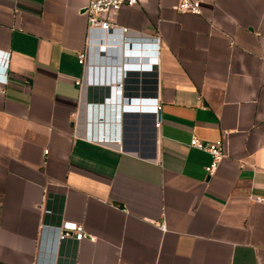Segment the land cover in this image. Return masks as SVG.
I'll return each mask as SVG.
<instances>
[{
    "label": "crops",
    "instance_id": "obj_1",
    "mask_svg": "<svg viewBox=\"0 0 264 264\" xmlns=\"http://www.w3.org/2000/svg\"><path fill=\"white\" fill-rule=\"evenodd\" d=\"M88 2L0 0V264H264V0L123 7L119 76L84 87ZM150 45L157 114L123 111L116 60ZM193 137L224 140L214 175Z\"/></svg>",
    "mask_w": 264,
    "mask_h": 264
},
{
    "label": "built area",
    "instance_id": "obj_2",
    "mask_svg": "<svg viewBox=\"0 0 264 264\" xmlns=\"http://www.w3.org/2000/svg\"><path fill=\"white\" fill-rule=\"evenodd\" d=\"M139 2L140 0H89L86 6L82 8L81 13L84 14L88 20L87 45L86 48L78 54L77 59L78 64L82 65L85 69V76L91 69L94 61L93 56L98 52V48H109L112 44L117 45L121 43V37L124 30L121 27L117 26L114 22H112L110 20V17H115L123 7H132L137 5ZM202 2L203 0H176L175 8L181 14L200 16L202 14ZM125 45L127 47V44ZM149 47L152 49L151 51L153 53L154 51L156 52V49L154 50V48H156L155 46L150 45ZM131 51L138 52L139 50H130V52ZM125 52L128 53L127 49ZM116 61L117 63H121L122 57L120 56ZM118 71L119 70L117 67L116 76H119ZM100 76H103V73H99V77ZM0 81L3 84H6L7 78L1 76ZM115 82L118 84L117 88H120V78ZM76 83L79 85L80 81H77ZM0 91H2V89H0ZM111 92L114 94V87ZM119 98L120 94L118 95V98L113 101V103L121 102ZM144 102H150L152 104L150 106H147L144 104ZM122 103L124 104V108L129 107L136 110L143 109V111L153 114H157V111L159 109V106L156 104L155 98L149 95L148 98H145V100L142 101L140 100V98L138 99V97L124 96L122 97ZM155 126H157L156 121ZM189 145L210 155L211 163L206 167V173L208 176L214 175L218 168V164L226 155L224 140L220 139L212 142H203L193 137L190 140ZM44 153H47V150H45ZM253 201L255 203L264 205V197H253ZM50 213L51 210L44 209V214ZM49 227H52L56 230V244L58 245L68 241L80 242L85 235L83 226L76 223L62 221L58 225L42 224V228ZM160 227L161 229L165 228L164 224H162Z\"/></svg>",
    "mask_w": 264,
    "mask_h": 264
},
{
    "label": "water",
    "instance_id": "obj_3",
    "mask_svg": "<svg viewBox=\"0 0 264 264\" xmlns=\"http://www.w3.org/2000/svg\"><path fill=\"white\" fill-rule=\"evenodd\" d=\"M118 48V47H117ZM135 49H137V48H139V47H134ZM107 50V48H98V52L94 55V57H95V59H97V61H96V63H98V64H104V63H108V62H106V50ZM156 48H154V50H155ZM103 50H104V52H103ZM119 50H120V48H119ZM133 55L136 57V59L133 61V62H135V64L134 65H125V68H127L128 70H130L131 71V73L129 74V80H127V90L129 91V92H137V88H138V83H140L141 85H143L142 86V89H144V90H147V91H149V90H153L152 91V94L151 95H149V96H151V97H155V90H154V88H152V86H151V84L153 83L152 81H151V79H150V76L151 77H153V78H155V76H156V74H155V70H156V52L154 51V53H152V56H153V58H154V66L153 67H148V64H147V62H145L143 65H141L140 63H138V61L139 60H137V58H138V56H140V54L138 53V52H134L133 53ZM145 61V60H144ZM143 61V62H144ZM148 62H150V61H148ZM116 64H118V63H116ZM140 69H142V70H148V71H152L153 70V73L152 74H144V80H142V81H139L138 80V78H139V76H141L139 73H137ZM145 71V72H146ZM131 95V94H130ZM133 96V95H132ZM145 96H147V94L145 95ZM128 97H130V96H128ZM129 101V100H128ZM128 101H126V102H128ZM115 103L116 102H114V105H115ZM123 111H128V112H130V113H134V114H144V113H148V112H145V111H143V109L142 110H136V109H134V108H129V107H125L124 109H122ZM86 238H89V239H92V237L91 236H89L88 234H85L84 235Z\"/></svg>",
    "mask_w": 264,
    "mask_h": 264
},
{
    "label": "rangeland",
    "instance_id": "obj_4",
    "mask_svg": "<svg viewBox=\"0 0 264 264\" xmlns=\"http://www.w3.org/2000/svg\"><path fill=\"white\" fill-rule=\"evenodd\" d=\"M139 51H140V56H138V58H137V60H139L138 63H140L142 61L140 59H143V61L145 60L144 62H147V64L149 65L150 62H148V61H149V58L151 56V54H150L151 48L149 46H143ZM139 51H138V53H139ZM133 53H132V51L130 53L123 52L122 58L124 60V64H128V65H134L135 64V62H133V61L136 59V57L133 55ZM104 66H105V72H106L108 77H111V78L116 77L117 66L115 67L114 65L97 64L96 62L93 61L91 69L87 72V74L83 80L84 87H86L88 84H94V83H92V80H94V78L95 79L99 78V73L103 72ZM112 83L114 84L116 82L114 81V82H111V84ZM95 85H97V83H95ZM113 87H111V88H113ZM122 109H124V107Z\"/></svg>",
    "mask_w": 264,
    "mask_h": 264
},
{
    "label": "bare ground",
    "instance_id": "obj_5",
    "mask_svg": "<svg viewBox=\"0 0 264 264\" xmlns=\"http://www.w3.org/2000/svg\"><path fill=\"white\" fill-rule=\"evenodd\" d=\"M151 53H153L152 51H151ZM140 60H142L141 62H140V64L141 65H143L145 62H143V59H140ZM149 61H150V64L148 65V67L150 66V67H153L154 66V58H153V56H152V54H151V56H150V58H149ZM124 65V63L123 64H121L119 67H121V66H123ZM123 70H124V79L126 80V76H127V80H129V74L131 73V71L130 70H128L127 68H125V65H124V68H123ZM141 71H143V72H145L146 70H142V69H140L137 73H139V72H141ZM127 72V73H126ZM149 73H153V70L152 71H148ZM140 74V73H139ZM144 74H146V73H142V74H140L141 76H139V78H138V80L139 81H142V80H144L145 78L143 77L144 76ZM150 78H151V76H150ZM127 80H126V82H124V83H126L127 84ZM122 85V84H121ZM126 86H128V85H126ZM142 86L143 85H141L140 83H138V90H137V92H129L128 90H127V96H131L132 97V95L134 96V97H138V99L139 98H141L142 96H144V95H146L147 93V91L146 90H144V89H142ZM126 89H127V87H126ZM131 94V95H130Z\"/></svg>",
    "mask_w": 264,
    "mask_h": 264
}]
</instances>
